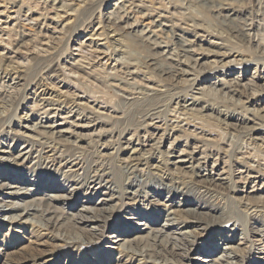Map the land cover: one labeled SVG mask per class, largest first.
<instances>
[{"label":"bare ground","instance_id":"obj_1","mask_svg":"<svg viewBox=\"0 0 264 264\" xmlns=\"http://www.w3.org/2000/svg\"><path fill=\"white\" fill-rule=\"evenodd\" d=\"M11 1L15 3V0H6ZM40 1V5H43L42 12H31V7L27 6V13L24 15L26 21L34 22L39 29L33 36L17 30L20 22L15 27L8 23L0 26V35H7V44L12 47L11 53L16 54L9 57L0 53V164L3 161L13 162L20 175L5 178L0 170V194L20 199L32 197L21 205L15 201L3 200L0 213L3 212L2 208H7L6 212L23 210L17 216L22 217L42 210L40 217L36 218L45 219L44 215H51L44 221L46 224L43 223V227L46 230L51 227L58 228L65 233L63 238H66L62 241L75 245L77 241L73 238L76 239L77 232L93 236L96 231H100L99 227L109 224V216L105 215L111 212L113 206L124 201L127 202L124 203L125 206L144 202L150 207L162 209L166 213L165 220L172 225L151 228L145 223L134 224L144 227L142 232L149 229L152 235L149 238L150 243L144 240V236L139 235L131 241H123L118 247L121 249L120 253L127 257L137 255L139 245L143 244L139 254L155 259L163 256V253L177 255L176 251L182 250L188 256L193 252L188 247L196 246L195 240L189 241L188 233L181 231L182 226H194L198 230L209 231L226 224L223 225L225 230H237L235 221L231 224L229 219H224L225 198L231 193L232 200L241 209L247 222L252 221L251 229H248L250 232L244 229L246 235L249 232L262 239V225L260 228L252 225L264 220V137L261 136L264 128V106L257 103L264 100V78L260 74L256 75L257 65L251 78L246 79L239 73L234 75L231 68L248 63L242 58L245 53L264 58V38L254 41L251 34L256 28L258 30L254 24L256 19H261L259 10L264 11V5L258 3L255 11L253 5L247 6L246 0H167V5L174 11L171 15L174 16L167 18L164 14L157 13L156 20H152L150 26L136 31L134 28L138 24L137 16L131 24L128 22L129 15H140L138 18L152 16L149 14L155 9L151 2L154 0H149L150 8L139 0H124L125 3L131 1L129 7L120 2L119 7L116 5L117 11L108 12L107 16L98 9L101 0H36L35 7L39 6ZM164 1L166 0H161L160 3L167 9ZM20 2L15 22L20 21V13L26 5L23 0ZM48 11L52 12L50 18ZM94 21L97 28L89 30L85 35L89 37L87 41H80L79 36L85 34ZM51 25L53 26L50 27ZM20 26L23 28V25ZM178 32L181 34L178 35ZM52 34L58 36L54 37ZM204 35L220 41V44L206 41L215 50L198 44L202 42L200 40L204 39ZM256 36L259 37L260 34ZM70 40L79 41L77 45L80 52L86 47L92 50L89 59L80 57L91 62L88 65L86 63L89 66L87 69L79 64L80 60L73 59L70 62L68 58H71V54L63 57L62 51H67L69 46L64 49L63 47ZM28 47L37 48L38 52H33L32 49L28 54L19 55V48ZM19 57L23 60H19ZM102 60H105V64ZM61 61L63 65L70 62L68 74L65 71L67 66H63ZM79 71L84 72L86 78L80 76ZM206 73L211 74L214 81L203 77ZM69 75H72L74 87L65 84L63 89L59 88L57 84L70 78ZM88 78L99 82L102 88L92 87V83L87 84ZM28 79L31 81L26 86L25 81ZM59 79L56 84L55 81ZM15 80L17 82L12 83ZM259 80H263V83L257 85ZM21 81L24 84L20 85ZM83 81L86 82L85 87L79 85ZM29 85L35 86L30 114L23 113L18 116V122L13 123L22 95ZM75 86L84 93L89 92L91 96H80ZM187 91L196 93L186 97L189 94L183 95L182 92ZM118 94L126 99L131 97L130 101H121L127 106L119 114L120 117L114 116L117 110L111 106L112 100L115 101ZM165 96H171L170 101H165ZM242 97L245 100L242 101ZM260 97L262 99H258ZM98 99L110 100L104 102L105 111L112 110L115 114L102 115L99 112L102 105H99ZM211 100H214L213 103H210ZM135 105L137 108L133 110ZM228 105L239 108L243 115L234 116L226 112ZM129 113L135 116L136 124L134 129L127 126L125 129L130 128L133 134L122 142L121 139L124 138L120 137L115 147L108 141L114 132L115 121ZM161 118L164 122L156 125L154 121ZM112 119L116 120L110 126ZM195 121H199L201 125L200 133L189 130V126ZM14 126L18 129L15 130ZM207 126H214L219 131L231 128H235V131L241 126L236 131L243 138L241 148L245 149L244 152L239 150V153L230 154V148H222L228 159L224 164L231 160L241 166L236 176L230 168L226 177H223L224 170L215 173L221 158L213 160L210 154H204V150H199L203 145L199 147L194 143L190 152L177 147L183 136L190 137L196 143H202L198 141L201 139L206 144V141H210V138H206L211 134L203 130ZM148 128L153 131L150 132ZM170 136L173 140L167 150L159 151ZM114 160L119 164L117 168L120 179L114 178L116 173L110 165ZM34 161V165L38 163L48 169L67 172L60 184L50 185L54 188L51 193L44 195L46 203L35 202L38 197H33L37 195L33 187L20 186L22 182L28 181L23 177V172ZM138 178L158 180L169 190V195L161 199L162 195L150 196L137 192L133 187ZM46 182L40 185L44 187L48 183ZM69 189L76 191V198L57 194L59 191L68 192ZM78 190H85L83 194L87 201L81 203L89 206H67L68 211L76 209V213H70V218H65L67 211L65 207H59V204L62 201L73 203L81 194ZM190 190L196 194L195 198H204L206 203L191 199ZM96 195L99 196L98 203L93 201ZM180 195L182 197L177 199ZM171 216L173 218H169ZM228 224L233 228L226 229ZM225 233L224 231L222 234ZM216 240L222 239L217 237L210 241L212 250L222 248V244H217ZM120 241L117 238L112 243L118 244ZM241 244L245 242L237 245ZM152 247H160L162 251H154ZM224 247L223 251H230L232 256L227 252L221 253L218 260H210L211 264H233L230 260L236 257L241 261L245 258L247 260L248 250L231 245ZM150 250L151 253H148ZM21 257L23 256H19L20 259ZM246 260L237 264H246L249 262Z\"/></svg>","mask_w":264,"mask_h":264},{"label":"rangeland","instance_id":"obj_2","mask_svg":"<svg viewBox=\"0 0 264 264\" xmlns=\"http://www.w3.org/2000/svg\"><path fill=\"white\" fill-rule=\"evenodd\" d=\"M20 1H22V0H15V3H12L13 1L6 2V0H0V26H4L3 25L4 23H8L9 26L11 25L13 27V25H14V27H15V25L18 22H20L19 25L17 26V30L18 31H24L25 34L33 36L34 33H36L39 29L37 28V25L35 26L34 22L31 23V22L25 20L26 18L24 17V15H25V13H27L26 8H27V6H30L31 12L39 13V12H42L43 5L42 6L40 5V4H42L40 1V2H38L39 6L35 7L36 0H32L29 2L27 0H23V2H25L26 5L23 6L22 12L20 13V21L16 20V22H15V19L17 18L16 13H17V10L19 9L20 3H21ZM139 1H142L149 8L151 7L149 0H139ZM160 1L161 0L151 1L155 7V9L153 11L154 13L150 12V14H149L152 16L138 18V17H140V15H134V16H133V14L129 15L130 17H129L128 22L131 24L134 22L133 20H135L136 16H137L138 24H137V27L134 28V30L140 31V30L144 29L145 27L150 26L152 20H156L155 15L157 13H159L161 15L164 14L163 16L164 17L166 16L167 18H172V16H174V15H171V13H173L174 11H171L169 5H167L168 1L167 0L164 1V4H166L167 9L165 8V5L162 6ZM258 1L257 0H246V3H247V6H250L249 4L253 5V9L256 11L257 8L255 6L258 3H261L264 5V2H263L264 0H261V1L258 0ZM77 2H79V1L77 0ZM120 2L123 3L124 5L126 4L125 5L126 7H129V3L131 1H129V3H125L124 0H119V1L118 0H101V2L98 5V9L100 8L99 11L102 14H105V16H107V15H109L108 12L117 11V7H119ZM116 5H118V6L116 7ZM126 7H125V9H126ZM47 8L49 9V7H47ZM251 8H252V6H251ZM43 12H45V11H43ZM259 13L262 14L261 19H256L257 21L254 24L256 27H258V30L256 28V30H253L251 32V34H253L252 37H253L254 41H257L259 38L260 39L264 38V11H262L260 9ZM47 14H48L49 18L52 16V12H50V11H48ZM20 25H23V28ZM52 26L53 25H51L50 27H52ZM182 26H184V25H182ZM96 28H97L96 21H94L90 25V27L88 28V31H86L85 34H81V36H79V40L80 41H82V40L87 41L89 39V37L85 36V35L89 32V30L96 29ZM155 31L157 32V29H155ZM199 32H201V31H199ZM177 34L180 35L181 33L178 32ZM256 34H260V36L257 37ZM53 36L55 37L58 35L54 34ZM189 38H190V36H189ZM203 38H204L203 40H200L202 42H198V44L202 45L205 48H211L210 50H215V49L210 47L206 43V41L211 40L210 42H213L216 44L219 42V44H220V41H218V39L217 40L214 39L213 37H210V36L208 37V36L204 35ZM0 40H1L0 41V53L3 55H7L9 57L15 56L16 55L15 53H11L12 47L11 46L9 47V45L7 44V42H9V41H7L8 40L7 35H0ZM78 42L79 41L71 42V40H70L68 42V45L65 44V46L63 47V49H64V48L69 46L67 48V51H65V49H64L62 51V54H63L64 58L71 54V58H68V60L70 62H72L73 59L80 60L79 64L82 65V67H85L87 69V67H89L87 65L90 61H86L84 59H81L80 57H85V58L89 59L90 58L89 55H90L92 50L89 47L88 48L86 47V49H83L82 52H80L78 45H77ZM19 50H20L19 55L28 54L30 51L31 52L36 51V53L38 52V49L33 48V47H28V48H23V49L19 48ZM131 52H133V51L131 50ZM243 55L244 56L242 58H245L248 61V63L244 64L243 66L242 65H236L233 68H231V69H233L234 75L239 73V75L241 77L243 76L244 79L251 78V76L254 73L253 69H255V65H257L258 73H256V75L260 74V76L264 78V58H261V57L258 58V57H255L253 55H250L249 53H245ZM239 58H241V57H239ZM19 60H23L22 57ZM210 60H212V58H210ZM96 61H98V60H96ZM23 62L25 65H27L25 60ZM70 62H68V63H70ZM101 62L103 64H105V60H102ZM62 63L63 62L61 61V64ZM68 63H65L64 65L62 64L63 66H65V65L67 66V70L65 69L67 74L69 72L68 71V69H69ZM86 63H87V65H86ZM209 73H206L203 77H206V79L207 78L212 79V77H210L211 74L209 75ZM79 75L84 76L86 78V76L84 75V72H82V71H79ZM71 76L69 75L70 78H68V79L66 78L65 81H63L59 84H57V83L60 81V79L56 80L55 83L57 84V86L59 88H62L63 85H65V84L73 86ZM30 81H31V79H28L27 81H25V85L28 86V84H30L29 83ZM87 81H88L87 84H89V85L92 83L91 84L92 87L95 86L98 88H102V87H100L101 85L99 84V82L93 80V78H88ZM211 81H214V79H212ZM16 82H17V80H15L12 83H16ZM21 82H19L20 85L24 84L23 81H21ZM5 83L7 84L8 82H5ZM85 83L86 82L83 81V82H81V84L79 83V85L80 86L83 85L85 87V85H84ZM242 83H244V82H242ZM256 83H257V85H260L261 83H263V80H259ZM76 88H77V86H75V89ZM34 89H35V86L29 85L27 91H25V93H23L24 95H22V98H21L19 106H18L19 109H18L17 117H16V119L13 118V121H12L13 123L18 122V116H22L23 113H29L30 114L29 109L32 106V104H31L32 100L31 99L34 98V95L32 94ZM64 90H70V89L64 88ZM36 92L39 93L38 90ZM77 92H79V95L81 94L80 96H82L84 94H86V96H91L89 94V92L84 93L82 91V89H78ZM192 93L194 94L196 92H192ZM192 93L189 91H187L186 93L182 92L183 95L189 94L186 97H189ZM121 97H123V96H121V94H118V97L115 99V101L112 100V102H111V106L113 105L117 110V111H115L116 114L112 110L111 111H105L106 107H105L104 102H109L110 100L107 99V101H104L102 99H98L99 105H102L101 106L102 108L99 110V112L102 115H106V114L114 115L115 114L114 116L120 117L121 115H119V114L122 111L126 110L125 108L127 106L126 104H123L122 102H124V101L126 102V100L130 101L129 98H131V97H128L126 99L125 97H123L124 100H122L123 98H121ZM235 98L237 99L238 96H236ZM263 98H264V96H263ZM170 99H171V96H165V101H170ZM258 99H262V97H260ZM88 100L92 101V99H88ZM241 100L242 101L245 100L244 97H242ZM203 101H205V99ZM212 101H214V100H211L210 103H213ZM257 103L260 106H264V100L263 101L261 100ZM136 108H137V105L133 106V110H135ZM220 109H223V107ZM107 112H109V113H107ZM226 112L232 113V114H234V116L243 115L242 110H240L237 107L231 106V105H228ZM29 114H27V115H29ZM168 118H172V117L169 116ZM181 119H182V117L180 118V121H181ZM113 120L114 119L110 120L109 125L111 126L112 123H115V122H116V125L114 128V132H112L111 138H109L108 141H110L109 143H111L112 145L115 146L116 143L118 142L117 140L120 137L124 138V139H121V142L126 140L127 138L131 137L133 132L131 131L130 128L134 129L135 124H136V118H135V116H133L132 113H129L126 117H124L122 119H118V120L115 119L116 120V121L114 120L115 122ZM162 122H164V120L162 118H161V120L157 119V121L156 120L154 121V123L156 125H160ZM14 125H16V124H14ZM193 125H194V127H193ZM126 126L130 127V128L129 129L127 128L128 130H126L125 129ZM240 127H238V129ZM13 128L15 130L18 129L17 126H14ZM107 128H109V127H107ZM200 129H201V125H200L199 121L198 122L195 121L194 124L189 126V130H196L199 133H200ZM234 129L235 128L227 129V131L221 130L222 131L221 132V131L217 130L214 126H207L206 128L203 127L204 131H206V132L208 131L211 133L208 136L206 135L207 136L206 139L210 138L209 140L211 141V142L206 141V144H208L207 147L205 146L206 144H204L205 142L202 141L201 139H198V141L199 142L201 141L202 143H196V141L193 139H190V137H184V136H183V138L179 139V142H178L179 144L177 145V147L179 149L185 148V149H187L188 152H190L194 146V143L198 144L199 147H201L203 145L201 148H199V150L200 151L204 150V154H210L211 158H213V160L221 158V162L218 163V166L215 170V173L218 174V173H221L222 170H224L225 174L223 177H226V175H227L226 172H227V170H229L228 168H230V170L233 171V175L236 176L237 170L239 168H241V166L236 165L231 160H229L230 163L227 162L224 164V162L226 160L228 161V159H227V157L224 156V154H223L224 151L222 149V148H230L228 150L230 152V154H234L236 152L239 153L241 150H242V152H244L245 149L241 148L243 145V143H242L243 138L241 135H239L237 133L236 130H238V129H236L235 131H234ZM148 130L150 132L153 131L152 128L151 129L148 128ZM83 132L88 133V134L91 133V131H90V133L88 131H83ZM178 134H180V133H178ZM141 135L142 134L140 133V136ZM261 136L264 137V128L261 130ZM172 138L173 137L170 136V138L167 139L158 150L159 151L167 150L170 142L173 140ZM212 139H214V140H212ZM178 148L175 150H178ZM249 151L250 150H248V152ZM230 154H228V155H230ZM255 160H257V159H255ZM34 163H35V161L32 162L33 166L29 164L27 166V169L24 170L26 172H23V174H24L23 177H26V179L28 181L22 182V184L20 186L23 188L24 187L25 188H27V187L32 188L33 187L34 192L37 194L33 197L34 198L38 197V200H36L35 202H37V204H39V202L46 203L47 199L44 197V195L48 192L51 193V191H52L51 189L54 188V186L52 187L50 185H54L56 183L60 184L59 183L60 180L63 179V176L67 172L64 173L65 172L64 170L62 172L60 170L48 169V168H45L44 165H42V164L37 163L36 165H34ZM0 165H1L0 170L3 171L2 176H4L5 178H8V176H11V177H19L20 176L17 173L18 167H16V164H14L13 162L3 161V163H1ZM110 165L113 166L114 172L116 173V174L114 173L115 174L114 178L116 179L118 177V179H120L119 178L120 177L119 168H117V165H119L118 162L116 160H114V161H112V163ZM28 167H30V169ZM29 180H31V181H29ZM46 180H48L47 181L48 183L46 182ZM45 182L47 184L44 187H42V185H40V183H45ZM137 182H134L133 188L136 189L137 192H140L143 195H150V196L162 195L163 198H161V199H164V197L169 195L168 194L169 190L166 189L164 186H162L158 180L152 181L151 179L144 180V178H138ZM13 184L16 185V183H13ZM249 185H251V184H249ZM78 191H80L81 194L78 196L77 200L73 201V203H67L65 201H62L59 204V207H65V210L67 211V215H64L65 218H70V216H69L70 213H76L75 212L76 209H75V211H72L71 209L68 211L67 206H69V208H71L70 206H73V207H80L81 205L82 206H89L87 204L81 203L82 201H85V200L87 201V199H85L86 195L83 194L85 192V190H78ZM190 191L191 192L189 193V196L191 199L192 198L194 199L195 197H197L196 194L193 192V190H190ZM57 194H65L66 196H68L70 198L72 197V199H73V198H76L75 195L77 193H76V191L69 189L68 192L59 191ZM181 197L182 196L180 195L177 197V199H179ZM31 198L32 197L26 196V197L20 199V198H13V197H9V196L0 194V206L3 205V203H2L3 200L5 202H7L9 200L11 202L15 201L21 205V204H23L24 201H30ZM98 198H99V196L96 195L94 197L93 201L98 203ZM198 198H200V197H198ZM198 198H195V199L197 201L203 203V204L206 203L204 198H202V199L201 198L198 199ZM225 199H226V203H225V200H223V202L225 203V206H226V209H225L226 210V215H225L226 217L224 216V219L225 218L227 220L229 219L228 221H230L231 224L236 222L235 224L238 226L237 230H235L233 232L225 230V227L223 225H226V224L218 225L217 227H214L212 230H209V231L207 230L208 232L198 230L194 226H188V227H184V228L182 226L181 231L186 232V234L188 233L187 235H188L189 241L195 240L196 246H189L188 247V249H193V252L190 253L188 256L182 250L176 251L177 255H171V254L169 255V254L163 253L164 257L163 256L156 257L155 259L149 258L148 256H146L144 254H142V255L139 254V251L141 250L143 244L139 245V250H137L138 254L136 253L138 256L137 255H131V256L126 257V255H123L122 253H120L121 249L118 247V245L122 244L123 241H128V240L131 241L135 237H138L139 235L144 236L145 237L144 240H146V241H148V243H150L149 238L152 237V235L149 232V229L144 230L145 232L144 231L142 232V229H144V227H140V226L137 227V226H134V224L137 225L139 223H145V224H148V226L151 228H160L162 225H167V224L172 225V223H170V221L165 220L167 218L166 213H164L162 209H158V208L153 207V206L150 207V205H147V203L140 202V203H137L134 205L132 204L131 206H125L124 203H127V202L124 201V202L120 203V205L113 206L111 209V212L108 213V215L107 214L105 215L107 217L109 216L107 218L109 220V222H108L109 224L107 226H105V225L102 226V228L99 227L100 231H96L93 236L88 235V234L86 235L85 233H81V232H77L76 236L73 234V236L76 237V239L73 238V240L77 241V243L75 245H68V244L64 243L62 241V239L66 238V237L63 238L65 233L58 230V228L56 229V228L51 227L48 230H46L43 227V225L46 224L44 221L47 218H49L51 215L49 217L44 215L45 219L36 218V217H40V215L42 214V210H38V211L34 212L33 215H30V216L17 217L18 215L23 213V210H14L11 212H6V211H8L7 208H6V210H4L5 208H2L3 212L0 213V264H4V263H6V264H211L210 260H212V259L218 260V258H220L221 253L226 254V252H227V254H231V256H232V253H229L230 251H228V250L223 251V249L225 248L224 246H226V245H228V246L231 245L233 247L237 246L239 249H243L244 251L248 250L249 253H246L247 260H246V258L244 259L246 261H249L246 264H251V263L252 264H264V262H263V259H264V237L261 239L260 237L253 236V235H251V233H249L250 230H248V229H251V222L252 221L248 220V222H249V226H248V222H247L246 218L244 217L241 209L232 200L231 193L229 195H227V198H225ZM76 201L78 202V204H75ZM223 206H224V204L222 205V208H224ZM218 212H220V210ZM169 218H173V217L171 216ZM260 225H262V229H263L264 228V220H260L257 224H254L252 226L260 228ZM91 226H93V225H90V227ZM90 227H87V228H90ZM104 227H106V228L104 229ZM232 228L233 227L230 226V224H228V226L226 227V229H232ZM138 229L140 230V232H136ZM244 229H247L249 231L247 233V235H246V230H244ZM129 231L131 232L130 234L128 233ZM224 231L226 233L222 234ZM224 236H227V237H224ZM110 237H114V238H110ZM183 237L185 238V236H183ZM212 237L213 238L218 237V238L222 239L221 241H218V240L215 241L219 245L222 244L221 249L219 248V249L212 250L210 248V247H212V242H210L213 239ZM117 238L121 239V241L118 242V244L112 243ZM160 240H162V238H160ZM258 240H259V242H258ZM67 242L70 243V241H67ZM241 242L242 243L245 242V244L237 245L238 243H241ZM206 244H208L207 245L208 247L207 246L205 247ZM149 248L151 249V247H149ZM254 248H257L259 250H254ZM152 249H154V251L156 250L157 252L162 251V249L160 247H152ZM151 251L152 250H150V252H148V253H151ZM9 255H11L13 257H10ZM21 255L23 257H21V259H20L19 256H21ZM139 255H141V256H139ZM178 255H182V256H178ZM244 260H242V261H244ZM203 261H205V262L203 263ZM230 261L233 264L242 263L241 259L238 257L233 258Z\"/></svg>","mask_w":264,"mask_h":264}]
</instances>
